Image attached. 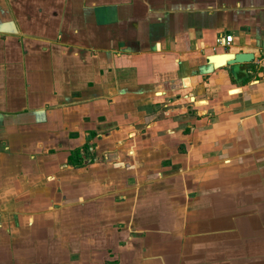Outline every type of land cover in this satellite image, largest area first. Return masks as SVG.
I'll use <instances>...</instances> for the list:
<instances>
[{"label": "crops", "instance_id": "0c3cea01", "mask_svg": "<svg viewBox=\"0 0 264 264\" xmlns=\"http://www.w3.org/2000/svg\"><path fill=\"white\" fill-rule=\"evenodd\" d=\"M0 264H264V0H0Z\"/></svg>", "mask_w": 264, "mask_h": 264}, {"label": "water", "instance_id": "95a60500", "mask_svg": "<svg viewBox=\"0 0 264 264\" xmlns=\"http://www.w3.org/2000/svg\"><path fill=\"white\" fill-rule=\"evenodd\" d=\"M252 56L249 54H221L214 55L207 58V60L211 63L212 66L218 67L222 64L231 65L235 63H245L250 62L252 60Z\"/></svg>", "mask_w": 264, "mask_h": 264}, {"label": "built area", "instance_id": "2783aa9c", "mask_svg": "<svg viewBox=\"0 0 264 264\" xmlns=\"http://www.w3.org/2000/svg\"><path fill=\"white\" fill-rule=\"evenodd\" d=\"M230 42H231L230 36H219L215 39V43L220 44L222 46H228Z\"/></svg>", "mask_w": 264, "mask_h": 264}]
</instances>
